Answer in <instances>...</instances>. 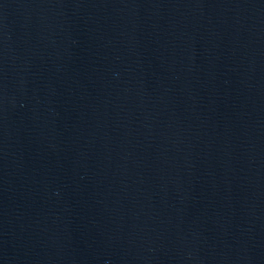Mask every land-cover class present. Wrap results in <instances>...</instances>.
Returning <instances> with one entry per match:
<instances>
[{
	"label": "water",
	"instance_id": "water-1",
	"mask_svg": "<svg viewBox=\"0 0 264 264\" xmlns=\"http://www.w3.org/2000/svg\"><path fill=\"white\" fill-rule=\"evenodd\" d=\"M0 264H264V0H0Z\"/></svg>",
	"mask_w": 264,
	"mask_h": 264
}]
</instances>
